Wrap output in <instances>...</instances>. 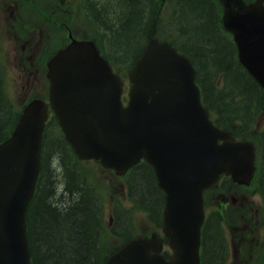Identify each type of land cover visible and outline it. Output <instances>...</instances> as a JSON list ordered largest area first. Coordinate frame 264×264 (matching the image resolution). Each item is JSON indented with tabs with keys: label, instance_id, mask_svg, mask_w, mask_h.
Masks as SVG:
<instances>
[{
	"label": "water",
	"instance_id": "obj_1",
	"mask_svg": "<svg viewBox=\"0 0 264 264\" xmlns=\"http://www.w3.org/2000/svg\"><path fill=\"white\" fill-rule=\"evenodd\" d=\"M219 3L239 62L264 90V0ZM47 77L51 108L79 158L100 159L117 173L143 158L165 193L163 231L173 249L169 260L159 254L162 242L152 235L131 240L105 264H199L202 192L221 173L248 184L254 147L234 141L208 119L189 61L169 44L150 39L129 73L126 107L120 79L93 43L73 41L58 51L48 62ZM46 118L43 102L32 101L0 143V264H31L25 213Z\"/></svg>",
	"mask_w": 264,
	"mask_h": 264
},
{
	"label": "trees",
	"instance_id": "obj_2",
	"mask_svg": "<svg viewBox=\"0 0 264 264\" xmlns=\"http://www.w3.org/2000/svg\"><path fill=\"white\" fill-rule=\"evenodd\" d=\"M140 4L132 8L126 19H95L96 24L109 26L103 42L110 48V56L127 63L138 56L141 41L175 30L182 49L170 43L196 66L204 102L219 114V124L239 138L255 136L261 144L260 182L264 191V133L255 134L253 130L255 120L264 114V92L236 61L235 48L221 28V9L216 1L180 0L172 20L166 23L158 21L154 6L146 8ZM133 45L137 52L128 59ZM19 114L5 93L0 63V141L11 134ZM48 129L43 139L40 177L27 212L32 263L103 264L115 249L107 248L100 197L79 168L55 120ZM128 183L132 200L160 225L163 196L150 167L142 165L136 169ZM116 216V226L125 231L130 215L119 212ZM222 235L215 216L204 229L203 264H224L226 248Z\"/></svg>",
	"mask_w": 264,
	"mask_h": 264
},
{
	"label": "rangeland",
	"instance_id": "obj_3",
	"mask_svg": "<svg viewBox=\"0 0 264 264\" xmlns=\"http://www.w3.org/2000/svg\"><path fill=\"white\" fill-rule=\"evenodd\" d=\"M169 6L170 5H166L163 8L164 17H167V14H169ZM33 13L36 15L35 12ZM3 15L7 17L8 13L6 12ZM81 20H79V24L76 23V26L85 28L86 26L81 23ZM84 22H86V20ZM27 36L29 37L26 38L25 36V39H22L23 36L21 35L19 39L17 38L16 40L12 32H7L4 21L0 22V59L4 67L5 88L8 97L16 107H20V105L31 96L37 95L44 97L47 89V83L44 81V72L42 70H36L34 63L31 65V61L38 62L35 61L38 54H35V51L32 53L30 47H26L27 44L24 42L32 39V36L29 34ZM57 36L59 38L62 35L56 34V37ZM76 36H88V34L86 32H79ZM103 38V36H100L101 43L104 41ZM55 47L56 45H53V48ZM135 47L136 46L133 45L132 49H130L131 52L127 54L128 59H132L136 54L137 50H134ZM106 48L107 50L110 49L107 46ZM31 53L34 55L32 60L28 58ZM24 62L29 63V66L25 67ZM120 72L124 74L125 70L120 69ZM257 124L260 127L264 126V116L258 118ZM92 164L96 166L95 163H90L87 164L86 167H88L93 181L105 196L103 212L104 223L107 224L113 204V200L109 197L112 195H120L121 181L119 179H114L113 175L108 172L102 173L99 169L94 168ZM240 192L242 191L240 190ZM245 193L249 198V202H246L242 206L237 204L232 207L234 215L228 216V218H232V221L224 226L225 234L228 238L229 256L231 258V262L229 261L227 264H264V203L260 194L257 191L255 192L254 186ZM214 204V197H209L207 207L211 209ZM251 204L252 208L250 207ZM137 216L139 217L138 224H141V228L144 229L146 224L145 216L143 214H138ZM134 219H136V216ZM230 226L233 231L230 230ZM246 231H248L250 235L245 234ZM134 232L138 231L135 230ZM144 232L147 231L144 230ZM127 235L126 232H122L123 239H126ZM244 238L251 239V249L241 244L240 254L237 257L235 254V258H233V242L237 244V241L241 242L245 240Z\"/></svg>",
	"mask_w": 264,
	"mask_h": 264
},
{
	"label": "flooded vegetation",
	"instance_id": "obj_4",
	"mask_svg": "<svg viewBox=\"0 0 264 264\" xmlns=\"http://www.w3.org/2000/svg\"><path fill=\"white\" fill-rule=\"evenodd\" d=\"M41 3V15L48 22L58 20L57 23L50 25L49 28L56 33L76 35L79 32H86V29L77 27L76 20L86 18L92 22L95 19H126L132 8L138 3L146 5L149 8L153 5L150 0H0V11L4 14L9 13L10 19L15 22V25L22 26L21 12L23 9L30 10L37 8L36 4ZM141 5V4H140ZM148 13L150 11H147ZM116 14V15H115ZM109 28L107 24H101L99 30L101 34H105ZM94 27L87 28L88 32H93ZM32 39L26 41L29 45ZM231 202L235 199L230 197ZM237 201V199H236ZM247 201L245 196H240L239 204L243 205Z\"/></svg>",
	"mask_w": 264,
	"mask_h": 264
}]
</instances>
